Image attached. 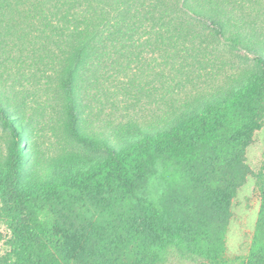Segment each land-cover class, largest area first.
I'll return each instance as SVG.
<instances>
[{"label":"trees","instance_id":"16d2710c","mask_svg":"<svg viewBox=\"0 0 264 264\" xmlns=\"http://www.w3.org/2000/svg\"><path fill=\"white\" fill-rule=\"evenodd\" d=\"M49 1L47 36L68 102L63 131L84 154L66 152L51 169L35 170L38 146L26 143L34 128L22 118L21 126L13 122L15 108L0 95L11 133L0 162V224L9 233L0 264H165L167 252L197 264H238L226 258L231 205L249 176L247 148L264 122V52L244 43L246 25L257 31L264 15L254 25L247 17H257L264 0ZM200 31L243 46L262 74L124 147L82 130L83 101H94L93 86L136 44L130 38L150 32L167 49L183 35L202 39ZM162 167L166 189L149 196ZM261 184L250 255L239 264H264V173Z\"/></svg>","mask_w":264,"mask_h":264},{"label":"rangeland","instance_id":"374dc122","mask_svg":"<svg viewBox=\"0 0 264 264\" xmlns=\"http://www.w3.org/2000/svg\"><path fill=\"white\" fill-rule=\"evenodd\" d=\"M51 9L49 0H0L1 100L15 108L13 122L18 121L21 126L22 118L32 124L34 137L28 133L26 143H34V149L38 146L39 158L34 167L37 171L51 169L58 156L66 152L84 154L80 145L63 131L68 102L61 89L63 72L53 59L52 40L47 36L51 35V29H46L52 19ZM263 15V9L257 17L251 13L248 24L254 25ZM246 28L250 34L245 46L264 52V19L257 31L254 26ZM229 31L232 34L233 30ZM200 32L202 39L183 35L167 49L160 47L157 38L148 35L150 32L130 38L136 44L125 51L119 64L109 65L108 75L93 86L94 101H83L82 130L124 147L142 131L157 132L170 126L185 112L220 100L243 82L262 74L243 46ZM77 89L80 94V78ZM81 90L84 92V85ZM6 126L0 114V162L11 140ZM246 160L249 176L232 202L226 233V258L238 264L250 255L262 206L264 122L247 148ZM164 171L162 167L150 181L147 195L157 197L165 191ZM0 233L2 257L9 252V233L3 223ZM165 257V264H197L172 252L165 253Z\"/></svg>","mask_w":264,"mask_h":264}]
</instances>
